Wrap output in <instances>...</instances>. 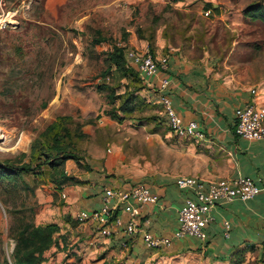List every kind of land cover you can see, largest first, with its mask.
I'll return each instance as SVG.
<instances>
[{"label":"rangeland","instance_id":"1","mask_svg":"<svg viewBox=\"0 0 264 264\" xmlns=\"http://www.w3.org/2000/svg\"><path fill=\"white\" fill-rule=\"evenodd\" d=\"M208 2L221 13L211 9L206 16ZM254 2L264 0H66L51 15L44 0H37L31 18L40 22L22 18L18 27L0 30V126L5 139L0 145V264H12L13 225L64 226L66 180L55 182L53 177L62 179L55 173L44 179L32 173L8 176L4 169L30 162L33 142L58 116L70 119L66 142L71 140L72 151L81 157L59 167L68 175L77 178L71 169L88 171L92 161L100 162L107 175L122 171L139 176L147 165L158 166L160 138L153 136L169 143L168 126L157 104L143 95L142 83L114 64V45L125 53L139 35L174 34V45L192 56L207 52L222 76L257 86L264 83V23L244 14ZM186 24L188 30L180 34ZM197 34L204 35L202 46ZM100 85L114 92L99 91ZM127 90L136 96L135 111L125 115L116 111L120 99L113 103L109 95ZM60 234L58 243L61 239L65 244L67 236ZM55 254L45 256L44 264ZM61 264L96 261L69 263L65 256Z\"/></svg>","mask_w":264,"mask_h":264},{"label":"crops","instance_id":"2","mask_svg":"<svg viewBox=\"0 0 264 264\" xmlns=\"http://www.w3.org/2000/svg\"><path fill=\"white\" fill-rule=\"evenodd\" d=\"M65 1L44 0L45 8L55 15ZM36 3L37 0H0V8L15 12L19 22L22 18L40 22L31 18V15L36 16ZM213 5L219 8L215 3ZM214 12L221 13L219 9ZM129 44L134 49L148 47L147 40L139 37L132 38ZM154 55L160 66L156 75L146 77L133 66L143 79V95L157 104L166 121L159 102L160 81L170 79L167 92L175 110L185 121H197L205 139L179 137L169 130L165 137L167 143L154 134L153 139L160 138L159 164L156 167L147 165L144 174L139 176L126 175L122 171L107 175L97 161L89 162L91 169L88 171L72 168L71 173L80 183L67 184L64 226L61 228L57 222L60 226L58 234L62 232L59 236H67V242L64 244L60 239L59 246L54 245L45 253L48 256L56 252L48 264H61L65 256L69 263L79 259L85 263L92 259L96 264H264L261 253L264 241V141L248 140L235 132L237 108L247 104L264 106V83L250 86L233 77H224L215 70V60L207 52L192 56L169 42L161 32L155 38ZM180 176L197 177L206 184L248 176L255 179L262 190L250 200L235 199L215 205L210 212L211 220L204 228L207 237L204 242L192 236L175 238L180 207L187 198L193 197L191 190L177 186L176 180ZM140 182L148 185L159 199L155 204L141 207L137 217L139 226L153 236L173 238L170 247L150 249L145 245L142 233L129 236L123 227L103 236L94 221L79 223L75 218L81 209H100L106 187L128 189ZM133 204L138 205L136 201ZM116 214L123 221L129 218L122 209ZM226 222L230 223L229 230Z\"/></svg>","mask_w":264,"mask_h":264},{"label":"built area","instance_id":"3","mask_svg":"<svg viewBox=\"0 0 264 264\" xmlns=\"http://www.w3.org/2000/svg\"><path fill=\"white\" fill-rule=\"evenodd\" d=\"M2 6V5H1ZM211 9L204 12L210 16ZM19 24L17 15L13 11L0 8V30L16 28ZM125 59L128 64L136 67L146 77L156 75L160 66L155 55L148 47L144 49L128 48L125 51ZM171 82L168 78L160 81L159 102L166 117V123L171 132L179 137H192L198 140L205 139V133L199 128L197 121H185L175 110L172 99L167 90ZM235 132L238 136L248 140L264 141V106L247 104L235 111ZM4 132L0 126V145L4 144ZM176 184L180 189H189L193 197L185 200L178 213V229L174 233L175 238L192 236L199 241L206 240L204 228L210 222V212L218 203L231 202L235 199L250 200L256 197L262 190L258 182L248 176H241L232 180L213 181L204 183L197 177H178ZM158 195L145 183H136L128 189L120 187H106L103 192V204L100 209L89 211L79 210L75 218L79 223L94 221L103 236L111 235L115 228L123 227L129 236L142 233L145 245L150 249L168 248L172 245L173 238L153 236L149 231L141 230L137 217L140 215L144 204H155ZM136 201L138 205L133 204ZM122 209L129 214L127 221L116 214ZM230 229V223H225ZM262 256L264 257V241L262 243Z\"/></svg>","mask_w":264,"mask_h":264},{"label":"trees","instance_id":"4","mask_svg":"<svg viewBox=\"0 0 264 264\" xmlns=\"http://www.w3.org/2000/svg\"><path fill=\"white\" fill-rule=\"evenodd\" d=\"M205 6L208 9H219L215 8L213 3L210 2L206 3ZM244 14L253 21H261L264 23V2L250 3L244 9ZM188 28L189 24H186L185 29H180L179 33L182 34L185 30H188ZM173 35L171 37L165 33L164 37L175 44L176 39ZM194 36L197 38L198 42L201 43L199 46H202L204 35L197 34ZM139 38L147 40L148 47L154 54L155 32H152L149 37L139 35ZM113 62L117 68L135 82L142 83L139 88H144L140 73L132 65L127 63L123 48L114 45ZM98 90H111V92H114V89L105 85H100ZM135 98L134 91L129 90L119 95H109V99L113 103L115 100L120 99L116 111L125 115L132 114L135 111V105L133 104ZM113 116L114 118H121L118 114ZM69 120L70 119L66 116H58L55 121L50 123L43 133H41L39 139L33 142L31 161L22 165L7 164L6 167H4L5 173L8 176H19L32 173L40 179H44L46 175L55 173L62 178L57 179L58 177H53L55 182H59V184H63V180H66L67 184L80 183L79 179L68 175L65 170L59 169V167L69 159L78 161L81 159V157L72 151L70 146L71 140H69L70 143L68 141V143L66 142L67 137H70V130L67 126ZM86 166L88 170L91 169L89 165ZM11 231L15 239V246L11 254L12 264H44L46 260L45 253L54 245L58 244L56 234L60 231V226L55 222L38 225L24 222L17 226L13 225Z\"/></svg>","mask_w":264,"mask_h":264}]
</instances>
